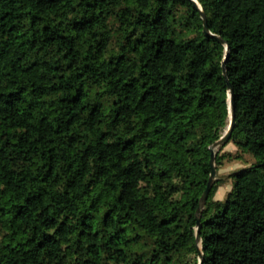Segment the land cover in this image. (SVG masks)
I'll list each match as a JSON object with an SVG mask.
<instances>
[{"label":"trees","instance_id":"1","mask_svg":"<svg viewBox=\"0 0 264 264\" xmlns=\"http://www.w3.org/2000/svg\"><path fill=\"white\" fill-rule=\"evenodd\" d=\"M198 2L0 0V264H264V0Z\"/></svg>","mask_w":264,"mask_h":264},{"label":"water","instance_id":"2","mask_svg":"<svg viewBox=\"0 0 264 264\" xmlns=\"http://www.w3.org/2000/svg\"><path fill=\"white\" fill-rule=\"evenodd\" d=\"M194 7L199 11L200 15H201V19L203 20V33L206 37H214L216 38L220 43H225L224 40L222 38H220L219 36L213 34L208 27V22H207V18L206 15L200 5V3L198 2V0H190ZM227 50H228V45L226 46ZM227 57V54H226ZM222 70H223V76L225 77V79L227 80V69H226V61L224 60L222 63ZM227 86H228V94H229V124L227 127L226 132L224 133V135L222 137H220V139H218L216 142H214L211 146H210V151H211V160H210V165H211V174L208 180V184L206 189L204 190L200 201H199V207L198 210L196 212V220H197V227H196V243L199 246L200 242H201V213L202 210L205 208L208 198H209V194L212 190V187L214 185V183L218 180L217 177V169H216V154L217 152H219L231 139L232 136V132L234 130L235 127V113H234V96H233V88L231 86V84L229 83V81H227ZM203 262V253L201 251V249L199 248V253H198V264H202Z\"/></svg>","mask_w":264,"mask_h":264},{"label":"rangeland","instance_id":"3","mask_svg":"<svg viewBox=\"0 0 264 264\" xmlns=\"http://www.w3.org/2000/svg\"><path fill=\"white\" fill-rule=\"evenodd\" d=\"M192 36H193L192 31L184 30L182 32H177V34L175 35V40L180 42V41L185 40L187 38H190ZM230 150H232V151L235 150L233 144H231V143L228 144L224 148V151H230ZM252 162H253V159L250 156H245L244 160H242V161L224 162V164L217 171V177L223 179L224 182L217 192L216 199L223 200L226 197L227 193L231 190L232 181L229 180V175L233 171L237 170L238 168L246 166Z\"/></svg>","mask_w":264,"mask_h":264},{"label":"bare ground","instance_id":"4","mask_svg":"<svg viewBox=\"0 0 264 264\" xmlns=\"http://www.w3.org/2000/svg\"><path fill=\"white\" fill-rule=\"evenodd\" d=\"M227 127H228V126H227ZM226 130H227V128H226ZM226 130H225V132H226ZM225 132H224V133H225Z\"/></svg>","mask_w":264,"mask_h":264}]
</instances>
